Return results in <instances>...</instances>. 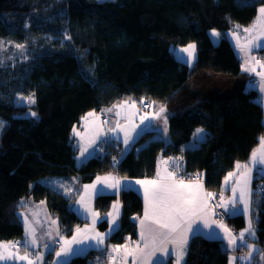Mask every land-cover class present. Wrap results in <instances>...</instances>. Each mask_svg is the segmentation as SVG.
Listing matches in <instances>:
<instances>
[{"label":"trees","instance_id":"1","mask_svg":"<svg viewBox=\"0 0 264 264\" xmlns=\"http://www.w3.org/2000/svg\"><path fill=\"white\" fill-rule=\"evenodd\" d=\"M262 4L264 0H5L0 5L7 33L2 40L24 45L25 56L12 58L0 48V241L24 242L19 210L30 199L47 202L63 234L85 221L70 198L46 183L50 177L78 175L89 182L112 171L151 177L159 160L171 157L184 164L181 177L199 174L210 192L220 193L226 175L246 162L264 137V108L255 88L207 97L193 87V80L205 71L247 78L227 34L252 23ZM212 30L220 33L218 40ZM192 41L197 58L186 63L174 50ZM20 93L34 94L36 103H18ZM123 100L163 104L170 139L148 130L124 152L121 144L105 138L100 150L79 165L73 129L88 112ZM197 128L207 131L203 140H196ZM37 137L45 145L35 163L28 144ZM254 186L260 251L252 264H264V183L258 186L256 180ZM122 198L121 226L111 236L116 243L137 237L134 216L143 210L137 192L126 190ZM113 199L99 195L96 206L105 212ZM227 221L236 229L245 226L242 214ZM98 255L90 252L73 264H95ZM229 258L221 240L196 234L184 264H229Z\"/></svg>","mask_w":264,"mask_h":264},{"label":"snow or ice","instance_id":"2","mask_svg":"<svg viewBox=\"0 0 264 264\" xmlns=\"http://www.w3.org/2000/svg\"><path fill=\"white\" fill-rule=\"evenodd\" d=\"M259 15L257 20L259 21V32L258 34L249 40L245 45L239 44V36L233 34L237 40V48L240 52H243L246 57H249V54L253 47L261 48L264 47V44L261 43L264 40V7H260ZM257 25L254 24L253 28H256ZM239 28V25H237ZM244 32H250V29L245 28ZM213 36H219L220 33L213 30ZM70 39V37H69ZM2 44V42H0ZM15 47L23 49L24 45L16 44ZM180 53L186 54L181 59L186 63H191L195 60L196 45L189 44L184 48L179 49ZM250 61H254L261 71H257L255 66L243 68L246 72H254L256 75L261 77V89L264 90V63H261L258 60H255L254 57H249L245 60V65H248ZM21 101H25L27 104H35L36 100L33 95L27 97H21ZM143 102V101H141ZM155 103V102H153ZM113 107L119 108H128L133 110L131 116H134L136 109V102L133 101L131 104L127 100L123 101L119 105H114ZM151 107V105H149ZM113 109L109 108L106 111L111 112ZM166 107L160 106L158 111H155L151 115L145 114L141 118V123L145 121L163 119L164 130H167V116ZM31 116L35 117L37 114L35 112L30 113ZM121 113L116 112V115L119 116ZM131 116L126 117L128 121L125 125H120L119 122L116 124V128L108 129V132H116L119 130L124 133L123 143L127 147L129 142L133 139V133H136L138 125L132 123ZM87 124L91 123L92 128L90 129L92 137L90 140L89 146L95 145L97 140L102 135H106L103 131V124L107 121H100L99 117L94 113L90 112L82 118ZM99 121V122H98ZM130 125V126H129ZM4 127V123L0 121V129ZM203 129L198 128L196 130L195 136H200L203 133ZM74 135L81 136V133L73 129ZM119 139V136L116 137ZM107 142V141H104ZM87 151L84 148L81 151V155H84V152ZM173 158H169L171 160ZM179 159V158H176ZM114 166L118 161L113 158ZM167 165L168 161H163ZM251 163L253 165H262L264 166V137L260 138V148L253 151L251 154ZM179 168V165H176ZM237 169L243 168L244 171L240 173V178L237 179L236 184L232 187V198L231 200L225 201L223 193L220 194V201L217 207L224 208L225 213L229 212L228 205H231L232 208H235L236 205V193L239 189V202L244 205L243 211L245 213L249 212V200L251 196V191L249 189V184L251 181L252 169H249L248 166L241 165L237 163ZM259 172L264 173V167L258 169ZM157 179L155 180H137L136 184L144 186V216L143 218L136 217L140 220L141 240L144 241V247L141 248L139 244L135 248H129L127 244L125 245H111L110 248L102 247L105 244L107 236L115 231L114 228L109 229V233H100L95 232V224L99 218V213L92 211L90 207L85 206V211L90 213L93 217L91 227H85L83 229L77 227L75 234L72 235L70 240L61 237V245L58 251L55 252L57 260L53 264H71V260L80 255H86L87 252L96 248L102 253L107 254V260L110 264H117V257H121L125 264H127L128 257H132V264H136L137 257H140L141 264H152V257L155 256L157 251H161L165 254H168V245H173V254L176 257V264H182L183 258L186 254V246L188 244L189 233L193 231L192 225L195 223V218L203 221L205 228H212V225H216L217 228L223 231L222 239L227 242L228 247H235L237 244L236 237L233 235L232 231L220 221L212 220L209 222V217L214 213L209 209V200L214 197V194L211 192L204 191V185L200 179L199 174L195 179H188L187 181L183 177H177L174 172H168L167 168L164 169V175H161L160 171H157ZM235 173L229 172L225 177V184L227 185L230 178L233 177ZM103 185L106 188H111L116 191L121 190L123 187V182L112 175L107 176H97L96 181L91 185H84L85 193H88L91 190L92 194L103 195V192L97 188V185ZM60 188H64V185L59 184ZM65 191H70V189H65ZM84 196H81L80 203L83 205ZM43 203V202H41ZM115 210V216L113 217L112 224L116 225V220L119 216V205H113ZM35 215V213H34ZM108 216H113V213H108ZM23 222L25 225V235L28 239L23 242L21 245L20 241H9V242H0V264H8V262H25V264H44V255L41 252H33L29 249H35L39 247L38 239L36 236V229L29 222L28 217H23ZM53 225L57 222L55 220L51 221ZM250 233L252 236L255 235V232L252 228L251 220H249L248 227L240 233V240H244V233ZM51 236V233H47ZM24 248V254H20V248ZM45 248H50V245L45 244ZM251 248V245H248ZM151 249L149 251H146ZM254 251V249H253ZM252 253H249V258H251ZM100 259L99 257L97 258ZM232 261L237 260V257H232ZM231 264V262H230Z\"/></svg>","mask_w":264,"mask_h":264},{"label":"crops","instance_id":"3","mask_svg":"<svg viewBox=\"0 0 264 264\" xmlns=\"http://www.w3.org/2000/svg\"><path fill=\"white\" fill-rule=\"evenodd\" d=\"M260 7H264V4L260 5ZM258 8V10H259ZM259 15V12L257 13L256 17L250 23L248 26H241L239 28L235 27V29L230 30L228 32V37L230 38L237 54L239 55L242 63V70L245 66L247 67H253L255 66L257 68V71H261L257 65H255L254 61H250L248 65H245V60L249 59V57H254L255 60L260 61L261 63H264V47L261 48H255L253 47L249 57H246L243 52H240L239 49L237 48V40L234 37V33L239 36V44L245 45L249 42L250 39L255 37L258 32H259V21L257 20V17ZM256 24L257 27L253 28V25ZM247 28L250 29V32L246 33L243 30ZM215 39V38H214ZM219 39V38H218ZM216 40V39H215ZM262 44H264V40L261 41ZM243 72L247 75V78H240V77H235V76H230V75H225V74H219V73H214L212 71H205L201 74H199L196 78L193 80V87L200 92L204 96H228L234 93L235 91L242 89V88H255L258 90V101L263 105L264 108V90L261 89V77L256 75L254 72H246L243 70ZM124 101V100H123ZM115 105H119L121 103H114ZM159 105H155L154 107V112L159 110L160 106H164L160 103ZM114 105H110L108 107L103 108L101 111H90L94 112L98 117L100 121H107V123L103 124V131L106 133V135H102L99 140H97L95 145L89 146L90 140L92 137V133L90 129L92 128V124L88 123L87 128H86V122L81 119L80 124L75 128L76 131L81 133V136H76V144L78 148V153H77V163L80 165L84 162H86L89 157L94 155L96 152L100 150V143L103 142V140L106 138V140H110L113 142H117L121 145L123 143L121 136V132H108V129L116 128L117 122H119V119H123L125 117V114L123 112L119 111V107H113ZM112 108L113 110L111 112L106 111L107 109ZM142 111H139V109L136 107V110L140 114H149L151 112L149 108H144L143 105H141ZM119 111L121 114L119 116L116 115V112ZM88 112V113H90ZM87 113V114H88ZM151 115V114H150ZM168 116L167 114V108H166V113L164 114ZM86 116V115H85ZM84 116V117H85ZM168 121V117H167ZM99 122V121H98ZM123 122V120H121ZM198 129V128H197ZM203 129V133L200 134V136H195L196 140H203L206 137L207 131L205 128H200ZM148 130H154L158 134L164 135L167 139H170L169 137V126L167 122V130H164V125H160L159 119L156 120H149L145 121L143 124L141 123L139 127L136 130V133H133V137H135V141L145 132ZM196 133V132H195ZM119 136V139H116V137ZM134 141V142H135ZM134 142H132L134 144ZM130 143V145H132ZM86 148L87 151L84 152V155H81V151ZM260 148V144L254 149L257 150ZM253 153V152H252ZM163 161H168L167 165L163 163ZM241 165H247L249 169H252L251 173V181L249 184V189L251 191V196L249 200V212L245 213L243 211L244 205L239 202V189L237 190L236 193V205L235 208L233 209L231 205H228L229 207V212L227 213L228 216H233V215H238L242 214L244 216L245 220V226L243 228L236 229L230 222L220 219L215 215L214 210L210 207L209 204V209L211 212L214 214L209 217V222L212 220L215 221H220L223 224L227 225V227L232 231L233 235L236 237L237 244L235 247H228L227 242L222 239L223 236V231L219 228L216 227V225H212V228H205L203 221H201L198 218H195V223H193L192 228L193 231L189 233V239H188V244L186 246V254L183 258L182 264L185 263L187 253H188V245L191 241V239L196 235V234H201L204 235L208 238H215L219 239L222 241L224 247L229 251L230 258H229V264H252L254 260H256V254L260 251V246L258 243L255 241L257 237V225H256V216H255V206H254V200H255V182L258 180V186L262 183H264V173H261L258 171L259 168H262L264 166L262 165H253L251 163V156L246 162H238ZM176 165H179V168L176 167ZM237 165V164H236ZM183 163L176 162V160L169 158H161L158 163L157 171L161 172V175H164V169L167 168L168 172H174L177 177H181L180 174L183 172ZM157 171L154 176L151 177H142V178H133V177H127L123 176L116 171L112 172H104V173H98L93 180L89 182H82L81 177L78 175H73L70 177H50L49 179L46 180V183L51 185L53 188H55L57 191L63 193L66 197L70 198L72 207L73 209L82 217L85 219V221L78 225L77 227L83 229L85 227H91L92 225V219L93 217L90 215V213L85 211V206L90 207L92 211L98 212L99 213V218L97 219V223L95 224V232H100V233H109L110 228H114L116 230L119 229L121 226V221H122V215H123V210H124V202L122 195L124 191L126 190H133L139 194V196L142 199L143 202V210L140 214H137L134 216V220L137 223V229H138V235L136 238H132L130 235L127 236L126 241L122 243H116L111 241V236L114 234L115 231H112L106 238L105 244L102 247H108L110 248L111 245H125L127 244L129 248H135L137 244L141 248L144 247V241L141 240L140 237V232H141V225H140V220L136 219V217L143 218L144 216V208H145V203H144V186L136 184L137 180H155L157 179ZM244 171L243 168L237 169L236 167L230 171L235 173L233 177L230 178L228 184H225V178L223 182V187L222 191L218 194H214V197L209 200V203L211 200H220V194L223 193L224 200L228 201L231 200L232 198V187L236 184L237 179L240 178V173ZM107 175H112L116 177L117 179L121 180L123 182V187L121 190L116 191L111 188H106L103 185H97V188L103 192V195H113L114 199L111 202L110 208L103 212L101 211L97 206H96V198L99 196L98 194H92L91 190H89L88 193H85L84 185H91L96 181L97 176H107ZM228 175V174H227ZM226 175V176H227ZM185 179V178H184ZM186 181L188 179H185ZM202 180V179H201ZM261 180V181H260ZM203 185H204V191L205 192H210L205 184V182L202 180ZM63 184L64 188H60L59 184ZM65 189H70V191H65ZM212 193V192H211ZM81 196H84V201L83 205L80 203V198ZM43 202V203H41ZM118 204L119 205V216L116 220V225L112 224L113 217L115 216V210L113 209V205ZM112 212L113 216H108V213ZM35 213V215H34ZM19 216L20 220L23 223L24 230H25V225L23 222V217L27 216L29 222L32 224V226L36 229V236L38 239L39 247L35 249H29L30 251L33 252H41L44 255V264H53L57 260V257L55 255V252L59 250L60 245L62 243L61 237H64L65 239L70 240L72 238V235L75 234L76 228L72 231L70 234H63L61 227H60V221L58 217H56L52 212H50L47 202L45 200L41 201H35L34 199H30L23 208L19 210ZM55 220L57 223L53 225L51 221ZM249 220H251L252 223V228L255 232V235L252 236L250 233L245 232L244 233V240H240V233L244 231L245 228L248 227ZM105 221L106 225L104 227L101 226V222ZM51 233V236L47 235V233ZM28 239L25 235L24 232V240ZM0 242H9V241H0ZM48 244L50 245V248H45L44 245ZM248 245H251L252 247L249 248ZM168 254H165L161 251H157L155 253V256L152 257V264H176V257L173 254V245L169 244L168 246ZM254 249V251H253ZM151 249H148L146 251H149ZM99 252V255H101L104 258V264H110V262L107 260V254L102 253L100 250H97L96 248L90 249L88 253L90 252ZM252 253L251 258H249V253ZM82 256V255H80ZM76 256L71 260V264L77 259ZM232 257H237V260L232 261ZM8 264H13V262H8ZM15 264H25V262H15ZM117 264H125L124 260L121 257H117ZM127 264H132V257H128L127 259ZM136 264H141V259L140 257H137Z\"/></svg>","mask_w":264,"mask_h":264},{"label":"rangeland","instance_id":"4","mask_svg":"<svg viewBox=\"0 0 264 264\" xmlns=\"http://www.w3.org/2000/svg\"><path fill=\"white\" fill-rule=\"evenodd\" d=\"M214 31H216V30H214ZM212 32H213V30H212ZM5 35H7V33H6L5 29H4V26L0 22V42H2V44H0L1 45L0 48L2 49L3 52H5L6 54L10 55L12 58L13 57L14 58H23L25 56V53L23 52V49L24 48L23 49H20V48L15 47L16 44H21V43H16L15 42L14 43L15 45L10 44V43H6V41L2 40L3 38H5L4 37ZM214 38L216 40H218L219 36H214ZM193 43L196 45V53H195V59H196L197 58V43L195 41L189 42V43H187L185 45H178L175 48V50H174L175 55L178 56L179 58L183 57L186 54L180 53L179 52V49L184 48L187 45L193 44ZM194 61H192L191 63H193ZM27 96L28 95H24L23 93L18 94L17 95V102L18 103L27 104L25 101H21V99H20L21 97H27ZM127 101H128L129 104H131L133 102V100H127ZM122 102L123 101H119L118 103H122ZM158 103H160V102H156V104L153 103V105L151 106V108L148 109V110H151V112L149 113V115L152 114V113H154V107H155V105L158 106L159 105ZM112 105H115V104H112ZM136 107L139 109V111H142L141 105L138 104L137 102H136ZM119 111L120 112H123V114H125V117L123 119H119V124L123 126V125H125V124L128 123V121L126 120V117L131 116V113H132L133 110L128 109V108H123V109L122 108H119ZM134 111H135L136 114L134 116H131L132 123H134L135 125H138L139 126L141 124V118L143 117V114H140L138 112V110H136V109ZM121 120H123V122H121ZM0 121H2V120L0 119ZM159 123H160V125H164L163 124V119H159ZM1 131H2V129H0V133H1ZM117 131L120 132L119 130H117ZM120 136H121L120 138L124 139V133L123 132H121V135ZM134 141H135V137H133V139L129 142V144H128L127 147L125 146V144L123 143V141H121L123 143V145H122L123 148H125L124 152H126V151H128V150L131 149L132 145H130V143H132ZM44 145H45V141L41 137L34 138V139H32L29 142L28 149H29V152L33 155L34 162L35 163L40 160L41 150H42V148H43ZM255 190H257V189H255ZM256 196L257 195L255 194V197ZM22 245H23V243H22ZM20 254L21 255L24 254V248L23 247L20 248Z\"/></svg>","mask_w":264,"mask_h":264},{"label":"built area","instance_id":"5","mask_svg":"<svg viewBox=\"0 0 264 264\" xmlns=\"http://www.w3.org/2000/svg\"><path fill=\"white\" fill-rule=\"evenodd\" d=\"M149 103H144L143 104V107L144 108H149ZM197 175L198 174H196L195 176H194V178L193 179H195L196 177H197ZM200 176V175H199ZM200 179H201V177H200ZM219 203H221V201L220 200H211L210 201V206L214 209V212H215V214H216V216L218 217V218H220V219H225L226 218V216H227V214L225 213V210H224V208H221V207H217V205L219 204ZM11 241H20L21 242V245H22V241L20 240V239H14V240H11ZM97 258L99 257L100 259L98 260V259H96V263L95 264H104L105 262L102 260V256L101 255H98V256H96Z\"/></svg>","mask_w":264,"mask_h":264},{"label":"bare ground","instance_id":"6","mask_svg":"<svg viewBox=\"0 0 264 264\" xmlns=\"http://www.w3.org/2000/svg\"><path fill=\"white\" fill-rule=\"evenodd\" d=\"M211 207V206H210ZM212 208V207H211ZM213 209V208H212ZM214 210V209H213ZM227 219H228V215L226 216V218L225 219H223V220H226L227 221Z\"/></svg>","mask_w":264,"mask_h":264},{"label":"water","instance_id":"7","mask_svg":"<svg viewBox=\"0 0 264 264\" xmlns=\"http://www.w3.org/2000/svg\"><path fill=\"white\" fill-rule=\"evenodd\" d=\"M5 0H0V5L4 2Z\"/></svg>","mask_w":264,"mask_h":264}]
</instances>
